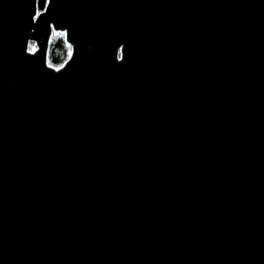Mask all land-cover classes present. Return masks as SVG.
I'll return each mask as SVG.
<instances>
[{"label":"water","instance_id":"95a60500","mask_svg":"<svg viewBox=\"0 0 264 264\" xmlns=\"http://www.w3.org/2000/svg\"><path fill=\"white\" fill-rule=\"evenodd\" d=\"M0 264H264V0H0Z\"/></svg>","mask_w":264,"mask_h":264},{"label":"trees","instance_id":"16d2710c","mask_svg":"<svg viewBox=\"0 0 264 264\" xmlns=\"http://www.w3.org/2000/svg\"><path fill=\"white\" fill-rule=\"evenodd\" d=\"M46 4V0H37V7L39 11H42ZM69 56V47L64 41V36L61 34L52 35L49 47L47 60L48 63L54 67H61Z\"/></svg>","mask_w":264,"mask_h":264},{"label":"snow or ice","instance_id":"6c2138e0","mask_svg":"<svg viewBox=\"0 0 264 264\" xmlns=\"http://www.w3.org/2000/svg\"><path fill=\"white\" fill-rule=\"evenodd\" d=\"M69 52H70V54H71V48L69 49Z\"/></svg>","mask_w":264,"mask_h":264}]
</instances>
